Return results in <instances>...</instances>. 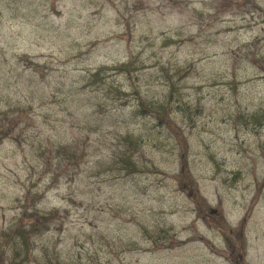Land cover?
<instances>
[{"label": "rangeland", "instance_id": "374dc122", "mask_svg": "<svg viewBox=\"0 0 264 264\" xmlns=\"http://www.w3.org/2000/svg\"><path fill=\"white\" fill-rule=\"evenodd\" d=\"M0 140V264H264V0H0Z\"/></svg>", "mask_w": 264, "mask_h": 264}, {"label": "trees", "instance_id": "16d2710c", "mask_svg": "<svg viewBox=\"0 0 264 264\" xmlns=\"http://www.w3.org/2000/svg\"><path fill=\"white\" fill-rule=\"evenodd\" d=\"M125 67H126V66H124V65H121V66H120V69L124 70V69H125ZM1 140H2V139H1ZM1 140H0V141H1ZM43 218H44V219H47V217H43ZM34 228H35V227H34ZM35 229H36V228H35Z\"/></svg>", "mask_w": 264, "mask_h": 264}]
</instances>
